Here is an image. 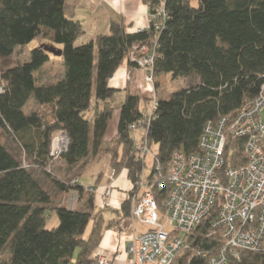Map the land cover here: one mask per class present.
Masks as SVG:
<instances>
[{
    "label": "trees",
    "instance_id": "obj_1",
    "mask_svg": "<svg viewBox=\"0 0 264 264\" xmlns=\"http://www.w3.org/2000/svg\"><path fill=\"white\" fill-rule=\"evenodd\" d=\"M146 2L152 6L158 0ZM63 6L64 0H0V131L7 139H0V264H95L92 252L103 227L94 213V194L74 181L78 173L71 180L52 175L56 161L49 152L57 133L68 139L58 160L69 169L87 158L109 155L110 168L115 173L126 169L134 189L155 171L152 159L143 176L145 156L133 145L129 129L152 99L128 94L119 107L114 139H105L116 92L107 83L124 60L133 64V45L154 40L149 46L155 56L154 77L168 74L171 80L192 81L165 98L155 97L147 140L149 147H156L153 155L163 174L175 151L198 152L207 121L234 118L264 83V0H197L196 6L191 0H165L168 17L160 31L126 32L121 21H112L108 34L83 44H75L84 32L82 25L68 18ZM31 42L36 45L27 60L13 59L16 48ZM52 50H60L62 76L39 83L37 74ZM30 100L39 109L26 112ZM243 142L227 139L223 168L244 163ZM32 170L45 173L59 193L74 190L84 199V209L54 204ZM167 190L164 183L154 192L159 207ZM217 204L187 237L188 247L177 253L174 264H209L216 256L219 231L214 233L211 223ZM127 208L129 200L122 206ZM49 212L56 214L58 224L46 228ZM226 264H264V254L240 251Z\"/></svg>",
    "mask_w": 264,
    "mask_h": 264
},
{
    "label": "built area",
    "instance_id": "obj_2",
    "mask_svg": "<svg viewBox=\"0 0 264 264\" xmlns=\"http://www.w3.org/2000/svg\"><path fill=\"white\" fill-rule=\"evenodd\" d=\"M147 4L150 16L145 29L160 31L168 17L165 0H158L152 6ZM150 44L154 46V40L133 45L129 60L143 71L146 82L153 83L155 56ZM263 106L264 83L258 96L243 104L234 118L207 121L198 140V152L175 151L163 174L147 140V129L157 108V99L152 98L150 108L129 126L130 130L145 132L141 144L135 147L142 156L151 154L155 160V171L148 179L142 177L137 182L140 193L132 200L133 218L148 229L126 247L131 264H174L177 253L188 247L187 237L211 213L216 202L218 208L211 228L214 233L219 231L217 240L221 248L208 263L226 264L231 257H238L240 251L264 254V124L259 114ZM228 138L244 141L242 150L246 158L236 168H223ZM67 146L66 135L57 133L49 152L52 161H57ZM114 175L112 171L111 177ZM164 183L168 190L159 207L154 192ZM111 187L104 189L105 197L110 196ZM95 264H113V261L99 252Z\"/></svg>",
    "mask_w": 264,
    "mask_h": 264
},
{
    "label": "crops",
    "instance_id": "obj_3",
    "mask_svg": "<svg viewBox=\"0 0 264 264\" xmlns=\"http://www.w3.org/2000/svg\"><path fill=\"white\" fill-rule=\"evenodd\" d=\"M63 11L68 18L78 21L83 27L84 32L76 41L79 44L86 43L98 35L108 34L112 21H121L126 32H136L140 29H145L150 16L146 0H64ZM45 66L46 64L41 68V73L37 74L39 83L53 82L62 76L61 69L56 73L47 72L45 70L48 67ZM142 75V70H139L134 64L129 65L128 60H124L108 80L107 86L116 92L113 99L110 100V104L115 110L107 129L106 140L114 139L117 133L119 107L128 94L150 100L156 96L158 98L161 97L158 93L159 87L156 88L157 79L161 75H155L154 82L150 84L143 81ZM167 96L166 94L163 98ZM115 97L119 100L117 105L113 102ZM28 106H30L28 111L39 109L38 105L32 100L28 101L26 107ZM94 106L95 103L93 101L92 107L87 113L90 119L93 118ZM28 111L26 110V112ZM130 135L133 145L136 146L141 144L142 138L145 137V132L141 129L130 130ZM150 152L153 154L151 150ZM97 160L103 162L102 168L94 175L85 176L84 172L91 166L90 164ZM79 165L81 168L77 171L78 174H76L75 178L85 187V191L93 192L94 213L101 220L103 227L101 239L98 246L93 250L92 257L95 259L97 253L104 252L111 257L113 264H131L126 253V247L134 237L148 229V227L136 221L132 216V200L136 194L140 193L139 189L133 188L126 169L116 171L115 175L111 177L113 169L110 168L109 155L98 157L95 160L87 158L79 162L74 168L77 169ZM146 175H148V170L146 171L145 169L143 176ZM109 185L112 186V191L110 196L105 197L103 195L104 189ZM72 194L77 197L70 206L69 202ZM60 195L58 205H65L69 210L84 209V199L79 198L74 190L61 192ZM127 200H129V208L122 209L123 203ZM51 213L53 212H49V214ZM92 224L90 223L87 233L90 231Z\"/></svg>",
    "mask_w": 264,
    "mask_h": 264
},
{
    "label": "rangeland",
    "instance_id": "obj_4",
    "mask_svg": "<svg viewBox=\"0 0 264 264\" xmlns=\"http://www.w3.org/2000/svg\"><path fill=\"white\" fill-rule=\"evenodd\" d=\"M191 4L193 6L197 5V0H191ZM75 44H79V43H75ZM36 45V42H31L30 44L26 45L25 47H19L16 48L14 54H13V59L18 60L19 62H24L25 60L28 59L29 56V50L34 47ZM49 61L46 63L45 67H48L47 72H57L58 70L62 69V60L60 58V56H57L53 53H49ZM51 69V70H50ZM159 78V77H157ZM143 81L146 82L143 78ZM158 81V89H159V96L164 97L166 94L169 95L175 91H177L178 89L182 88V87H186L188 86L192 81L189 80L188 78H184V79H176V80H171V76L168 74L165 75H161L159 79H157ZM149 83L150 82H146ZM115 105H117V103H119V100L117 97H115L114 101ZM31 105V104H30ZM30 108V106L26 107V110L28 111ZM260 118L264 124V106L261 108L260 111ZM0 139L1 141L6 142L7 139L5 137V135L0 131ZM8 143V142H7ZM14 147V146H13ZM156 147L154 145L150 146V150L152 152H155ZM16 154L19 157V151L16 150ZM151 155L147 154L145 157V162L147 165V169L146 171L149 169L150 167V163H151ZM80 165H82V163H80ZM78 166V168H72L69 169L67 167V165L64 163V161L61 160H57L53 165H52V175H54L56 178L62 179V180H71L74 176L75 173H77V171L81 168V166ZM91 165V166H90ZM89 168H87V170L84 172L85 176H91L96 174V172L102 168L103 162L100 160L94 161L92 164H90ZM76 169V170H75ZM34 172V176L39 180V182L49 191L51 198L54 200V204L58 203L59 197L61 196L60 193L54 188L52 187V185L48 182L47 177L45 175V173H43L42 171L39 170H32ZM76 197L74 194L71 195L70 198V206L74 203V201L76 200ZM58 224V218L56 216L55 213H51L48 214V216L46 217V222H45V226L46 228H51L52 226H56ZM6 255H4L5 257Z\"/></svg>",
    "mask_w": 264,
    "mask_h": 264
},
{
    "label": "water",
    "instance_id": "obj_5",
    "mask_svg": "<svg viewBox=\"0 0 264 264\" xmlns=\"http://www.w3.org/2000/svg\"><path fill=\"white\" fill-rule=\"evenodd\" d=\"M51 53H53V54H55V55H58V56H59V55H60V50H58V51H53V50H52V52H51Z\"/></svg>",
    "mask_w": 264,
    "mask_h": 264
}]
</instances>
